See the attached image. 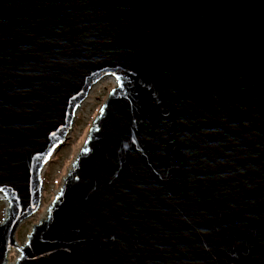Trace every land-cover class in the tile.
Returning a JSON list of instances; mask_svg holds the SVG:
<instances>
[{"label": "water", "instance_id": "1", "mask_svg": "<svg viewBox=\"0 0 264 264\" xmlns=\"http://www.w3.org/2000/svg\"><path fill=\"white\" fill-rule=\"evenodd\" d=\"M0 195V264H264V0H0Z\"/></svg>", "mask_w": 264, "mask_h": 264}, {"label": "rangeland", "instance_id": "2", "mask_svg": "<svg viewBox=\"0 0 264 264\" xmlns=\"http://www.w3.org/2000/svg\"><path fill=\"white\" fill-rule=\"evenodd\" d=\"M112 78L103 80L91 93L90 98L78 113L74 131L68 144L53 157V161L44 171V198L43 206L38 214L28 220L17 232V241L23 245L32 231L34 225L38 224L47 214V208L54 200L60 190L64 178L67 176L74 160L84 147L93 122L98 117L100 110L110 92L116 87ZM8 203L0 198V223L6 218ZM19 253L13 251L10 255V262L14 263Z\"/></svg>", "mask_w": 264, "mask_h": 264}, {"label": "bare ground", "instance_id": "3", "mask_svg": "<svg viewBox=\"0 0 264 264\" xmlns=\"http://www.w3.org/2000/svg\"><path fill=\"white\" fill-rule=\"evenodd\" d=\"M113 81H114V80H113ZM115 83H116V81H115ZM47 167H48V166H47ZM47 167H46V168H47ZM45 170H46V169H45ZM0 198H1L2 201H4V202L7 203L6 198H5L3 195H0ZM45 215H46V214H45Z\"/></svg>", "mask_w": 264, "mask_h": 264}]
</instances>
